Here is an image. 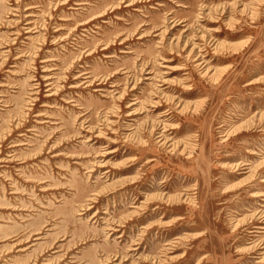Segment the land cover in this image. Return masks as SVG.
I'll return each instance as SVG.
<instances>
[{
	"label": "rangeland",
	"instance_id": "rangeland-1",
	"mask_svg": "<svg viewBox=\"0 0 264 264\" xmlns=\"http://www.w3.org/2000/svg\"><path fill=\"white\" fill-rule=\"evenodd\" d=\"M263 179L264 0H0V264H264Z\"/></svg>",
	"mask_w": 264,
	"mask_h": 264
},
{
	"label": "bare ground",
	"instance_id": "bare-ground-1",
	"mask_svg": "<svg viewBox=\"0 0 264 264\" xmlns=\"http://www.w3.org/2000/svg\"><path fill=\"white\" fill-rule=\"evenodd\" d=\"M148 74H150V73L148 72ZM143 79L144 80H149L150 78L145 77ZM155 94L161 95L162 92L160 90H157V91H155ZM134 105H136V103L135 102H132V103L129 104L128 107L130 108V107H133ZM152 107H154L155 109H158L159 107H162V105L160 104V102H154V104L152 105ZM137 113L138 112H135L134 111L133 113H129L127 116L128 117H133ZM166 114H169V113H166ZM158 139H159V142L158 143H161L162 141L165 140V136L164 135H159L158 136ZM163 143H165V142H163ZM110 154H115V150L114 151H107L106 152V155H110ZM251 155H255V154L252 153ZM240 167H242L241 170H245V171H250L251 170V167H250V164H249L248 161L241 163ZM262 182L264 184V179L262 180ZM258 196L261 197L262 198V201L264 202V193H260ZM262 207H264V206H262ZM137 209H139V208H137ZM257 225H259V226H256V228H255L256 230H252L250 232L251 233V235H250V237H251V246H252L251 247V250L264 249V244H262L259 241L256 242L257 239L260 237V236H257V235H260L261 234L260 231H264V218H262V215L260 216V220L257 222ZM110 231H112V230H110ZM113 231H115V230H113Z\"/></svg>",
	"mask_w": 264,
	"mask_h": 264
}]
</instances>
